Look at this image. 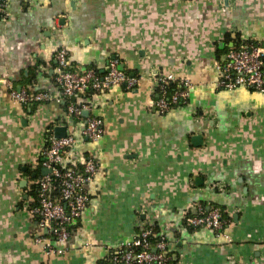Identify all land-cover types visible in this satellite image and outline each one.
Instances as JSON below:
<instances>
[{"label":"crops","instance_id":"0c3cea01","mask_svg":"<svg viewBox=\"0 0 264 264\" xmlns=\"http://www.w3.org/2000/svg\"><path fill=\"white\" fill-rule=\"evenodd\" d=\"M0 19V264H105L114 249L153 226L170 264H264V93L218 87L228 48L264 39V0H6ZM75 68L105 73L118 59L140 77L133 88L89 94L93 110L73 117L65 100L16 102L11 86L56 96L55 53ZM172 74L193 88L161 112L155 81ZM88 116L103 120L97 140ZM56 127L75 142L64 165L88 158L98 172L89 203L62 253L30 209L42 153ZM34 173L37 174L34 177ZM218 207L225 235L185 223Z\"/></svg>","mask_w":264,"mask_h":264},{"label":"built area","instance_id":"2783aa9c","mask_svg":"<svg viewBox=\"0 0 264 264\" xmlns=\"http://www.w3.org/2000/svg\"><path fill=\"white\" fill-rule=\"evenodd\" d=\"M8 17L7 1L0 0V19ZM55 61V82L61 90L60 96L47 90L30 91L11 86L12 99L25 105L63 99L67 102L68 113L73 117H81L85 111L90 112L94 108L87 92H101L114 86L133 88L140 83V77L121 69L120 61L115 58L109 61L105 73H99L94 68L73 67L64 47L55 53ZM218 68L221 72L218 87L233 90L245 86L264 93V39L229 48ZM169 85L174 86L172 91ZM191 88L193 85L188 79L177 81L172 74L161 75L155 81L158 98L153 104L165 112L187 101ZM83 133L93 141L99 139L104 133L103 120L97 116H88ZM74 142L73 135H51L42 153V166L51 170L34 180L38 191L37 204L32 205L30 211L39 218L40 226L48 232V235L36 239L44 244L48 254L63 252L60 246L69 239L73 223L80 218L89 203L86 185L98 172V164L91 158L86 159L82 166L63 164ZM185 223L194 229L207 228L218 236L228 237L224 232L225 220L219 208L206 211L198 207L196 214H187ZM170 262L165 237L150 225L132 241L114 249L110 262L105 264Z\"/></svg>","mask_w":264,"mask_h":264},{"label":"trees","instance_id":"16d2710c","mask_svg":"<svg viewBox=\"0 0 264 264\" xmlns=\"http://www.w3.org/2000/svg\"><path fill=\"white\" fill-rule=\"evenodd\" d=\"M247 43H255V41H246L245 43H242L241 45H239V46H242V45H244V44H247ZM229 49V48H228ZM125 71L127 72V73H129V74H131L130 73V71H128L127 69H125ZM173 87L174 86H172V85H169L168 86V88H169V90L170 91H172L173 90ZM90 94V93H93V92H87V94ZM158 93V92H157ZM88 96V95H87ZM37 193H38V191H37V187H36V185L34 184L33 185V189H32V194H33V196H34V198H35V200L32 202V205H36L37 204ZM216 208H218V207H216ZM221 211V210H220ZM222 212V211H221ZM190 214H192V212H190ZM222 216H223V219L225 220L226 219V217L224 216V214H223V212H222ZM152 239H155V238H152Z\"/></svg>","mask_w":264,"mask_h":264},{"label":"water","instance_id":"95a60500","mask_svg":"<svg viewBox=\"0 0 264 264\" xmlns=\"http://www.w3.org/2000/svg\"><path fill=\"white\" fill-rule=\"evenodd\" d=\"M120 68H121V69H124V66L121 65ZM84 114H85V115H88L89 113H88V112H84ZM55 131H56V133H55V136H56V137H65V136L67 135L64 127H56ZM50 170H51V169H49V168L43 167V168H42V174H43V175L48 174V173L50 172ZM33 176L36 177L37 174L34 173Z\"/></svg>","mask_w":264,"mask_h":264}]
</instances>
